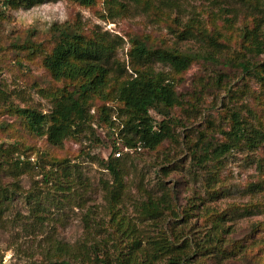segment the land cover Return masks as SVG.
<instances>
[{"label": "rangeland", "instance_id": "obj_1", "mask_svg": "<svg viewBox=\"0 0 264 264\" xmlns=\"http://www.w3.org/2000/svg\"><path fill=\"white\" fill-rule=\"evenodd\" d=\"M176 2V9L152 1L150 9L125 2L124 9L115 10L102 0L90 7L70 0H44L28 10L1 8L0 264H55L57 255L52 253L58 243L74 249L83 242L89 246L101 240L111 254L109 263L115 249L125 252L123 241L114 239L118 235L113 234L104 200L102 182H112L98 160L107 158L113 143H118L117 132L112 136L105 124L96 122L101 102L93 103L90 127L82 126L80 135L61 147L32 134L16 112L47 113L51 104L42 93L71 88L68 81L53 80L41 65L54 45L53 24H67L86 36L108 31L122 38L123 47L116 56L126 65L131 39L144 41L152 49L176 48L200 56L176 84L180 105L170 112L174 139L153 151L130 153L116 210L146 236L171 235L174 230L182 241L188 240L190 258L184 264L264 262V145L257 150L232 147L216 159L208 155L204 167L197 161L209 144L215 147L224 142L222 132L229 130L233 112L248 125L264 129V80L240 66L264 61V53L248 52L255 35L264 39V0ZM189 23L195 25L196 37L179 39ZM27 44L28 49L21 48ZM154 68L169 71L160 64ZM150 114L161 120L153 111ZM91 134L100 142L92 141ZM52 160H67L64 166L70 167V175L62 177L64 169L52 167ZM161 182L169 189L177 221L168 220L169 225L141 222L135 206L148 193L161 195ZM68 186L72 194L58 191ZM217 219L220 227L212 228ZM208 235L219 242H210ZM199 246H204L202 252L196 251ZM101 254L81 264H102Z\"/></svg>", "mask_w": 264, "mask_h": 264}, {"label": "trees", "instance_id": "obj_2", "mask_svg": "<svg viewBox=\"0 0 264 264\" xmlns=\"http://www.w3.org/2000/svg\"><path fill=\"white\" fill-rule=\"evenodd\" d=\"M43 1L0 0V10L1 8L28 10ZM70 1L90 7L96 0ZM152 1L167 9L178 7L177 0H102V3L108 9L115 10L117 7L124 9L125 2L143 5L150 9L153 6ZM256 26L258 29L259 24L257 23ZM184 28L185 30L177 36L179 39L196 37L193 35L194 24L189 23ZM50 30L54 45L42 59L41 65L49 72L53 80L68 81L71 88L42 93V96L51 104V109L47 113L36 109H17L16 112L23 118L27 129L32 134L44 137L52 147H61L66 140L80 135L82 126L90 127L93 123V116L90 113L93 103L96 100L101 102L96 109V122L105 124L112 136L117 132L118 143V146L113 143L107 158L98 160L101 169L106 171L112 182L111 184L107 180L102 182L104 200L109 206L113 234L118 235L114 239L123 241L125 251L115 249L116 255L109 263L111 254L106 252L101 240L92 241L89 246L83 242L82 246L74 249L72 246L58 243L52 253L57 255L54 263L81 264L90 260L92 256L97 259L99 253H102V264H184L189 257L187 252L191 244L187 242L188 240L182 241L174 230H171V235L161 232L157 235L162 236L156 238L146 236L130 219L119 213L116 207L125 189V165L126 159L130 158V153L123 152V149L132 150L133 153L142 149L153 151L163 141L174 139L170 112L180 105V95L176 91V84L181 74L200 56L193 52H181L176 48L152 49L144 41L131 39L126 65L116 56L117 50L123 47L122 38L111 36L108 31H98L86 36L77 28L67 24H53ZM246 35L248 33H245L244 37ZM257 36L255 35L248 45V52L254 53L255 56L264 53V39L260 40ZM210 42L217 44L216 41L210 40ZM29 46L27 44L21 48L28 49ZM155 64H160L169 71H156ZM240 66L246 71H252L258 79L264 80V61L241 62ZM151 111L160 116L161 120L157 122L151 116ZM230 120L229 130L222 132L224 142L215 147L209 144L201 150L202 154L197 161L202 163L203 167L208 155L216 159L228 153L232 147L244 145L249 150H257L264 145L263 128L248 125L235 112L231 114ZM91 136H93L92 141H99L93 134ZM117 153L120 155L115 157ZM66 162L67 160H64V163ZM64 163L52 160L50 165L63 168L62 177L65 178L70 175V167L64 166ZM60 184L58 185L62 187ZM164 187L165 184L161 182L159 184V189L163 191L161 195L155 196L148 193L135 206L141 222L161 221L169 225L168 220L177 221L174 219L176 213L172 209L169 189ZM58 191L72 194V187L58 188ZM2 197L3 195H0V198ZM215 221L212 228L218 229L221 220ZM207 237L210 238V242H219L216 239L211 241L213 236ZM196 245L198 246L199 243ZM203 248L204 246H199V250L196 251L202 252ZM69 258L73 259L74 263L69 262Z\"/></svg>", "mask_w": 264, "mask_h": 264}, {"label": "built area", "instance_id": "obj_3", "mask_svg": "<svg viewBox=\"0 0 264 264\" xmlns=\"http://www.w3.org/2000/svg\"><path fill=\"white\" fill-rule=\"evenodd\" d=\"M137 150H139V148ZM123 152L132 153V150L123 149ZM119 155H120V153H117V154H115V157H118Z\"/></svg>", "mask_w": 264, "mask_h": 264}]
</instances>
